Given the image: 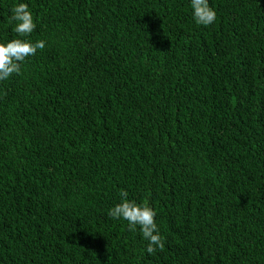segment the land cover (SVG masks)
<instances>
[{
  "label": "trees",
  "instance_id": "1",
  "mask_svg": "<svg viewBox=\"0 0 264 264\" xmlns=\"http://www.w3.org/2000/svg\"><path fill=\"white\" fill-rule=\"evenodd\" d=\"M27 3L45 42L0 81V264H264V0ZM147 203L146 252L108 211Z\"/></svg>",
  "mask_w": 264,
  "mask_h": 264
},
{
  "label": "clouds",
  "instance_id": "2",
  "mask_svg": "<svg viewBox=\"0 0 264 264\" xmlns=\"http://www.w3.org/2000/svg\"><path fill=\"white\" fill-rule=\"evenodd\" d=\"M190 2L196 23L208 26L216 21V11L209 5V0H190ZM11 13L9 23L15 22L13 30L18 38L0 42V81L7 80L13 74H20L21 65L26 58L45 47L43 40L33 43L24 38L28 37L36 27L28 4L23 2L16 4L11 8ZM120 197L121 201L108 211V216L127 221L129 231L135 232L138 227L142 237L147 241L148 254H155L157 250L162 251L165 240L155 222V210L147 203L138 204L128 199L126 190H121Z\"/></svg>",
  "mask_w": 264,
  "mask_h": 264
}]
</instances>
